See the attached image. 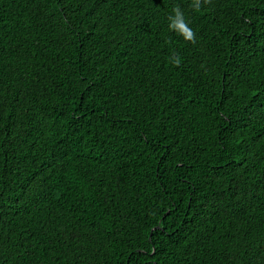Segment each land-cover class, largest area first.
I'll return each mask as SVG.
<instances>
[{
  "label": "trees",
  "instance_id": "16d2710c",
  "mask_svg": "<svg viewBox=\"0 0 264 264\" xmlns=\"http://www.w3.org/2000/svg\"><path fill=\"white\" fill-rule=\"evenodd\" d=\"M196 2L0 0V264H264V0Z\"/></svg>",
  "mask_w": 264,
  "mask_h": 264
},
{
  "label": "clouds",
  "instance_id": "9594fccd",
  "mask_svg": "<svg viewBox=\"0 0 264 264\" xmlns=\"http://www.w3.org/2000/svg\"><path fill=\"white\" fill-rule=\"evenodd\" d=\"M205 2H207V0H205ZM193 7L197 11L200 10V3L198 2V0L196 3L193 4ZM173 11L174 15L169 16L168 18L170 21L169 29L175 31L178 35L182 36L184 40L195 42L193 30L186 23L180 9L176 8ZM172 63L178 66L180 64V59L174 57L172 59Z\"/></svg>",
  "mask_w": 264,
  "mask_h": 264
}]
</instances>
